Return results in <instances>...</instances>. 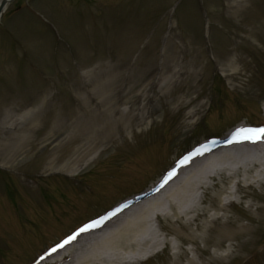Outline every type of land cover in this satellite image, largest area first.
<instances>
[{
  "label": "rangeland",
  "instance_id": "obj_1",
  "mask_svg": "<svg viewBox=\"0 0 264 264\" xmlns=\"http://www.w3.org/2000/svg\"><path fill=\"white\" fill-rule=\"evenodd\" d=\"M234 2L7 1L0 21V143L8 145L0 146V264H39L157 183L195 140L222 139L237 122H264V0H242L239 13ZM163 74L180 81L178 93L159 103ZM102 77L125 90L135 84L159 112L149 117L145 109L134 134L107 139L94 123L96 131L81 130L80 88L105 87ZM190 98L196 101L182 117L178 104ZM191 110L198 117L187 127ZM230 185L221 178L209 201L219 202ZM245 192L251 195L227 213L248 222L257 211L247 203L263 206L264 192ZM252 227L255 242L234 246L231 260L217 264H264V219ZM166 257L135 264H164Z\"/></svg>",
  "mask_w": 264,
  "mask_h": 264
},
{
  "label": "bare ground",
  "instance_id": "obj_2",
  "mask_svg": "<svg viewBox=\"0 0 264 264\" xmlns=\"http://www.w3.org/2000/svg\"><path fill=\"white\" fill-rule=\"evenodd\" d=\"M3 1L0 0V5ZM241 6L242 0H235L233 11L239 13ZM237 63L232 67L234 70H238ZM240 63V67L245 69L247 62ZM222 68L226 70L224 66ZM183 72L179 71V78ZM191 73L195 78L196 71ZM91 76L88 75V80ZM110 80L112 78L105 81L102 77L105 87L95 83L85 92L80 88L79 97L84 103L79 114L82 122L80 129L96 131L92 124L100 125L97 131L107 139L128 130L134 134V123L142 125L145 122V109L149 110V117L159 110L144 102L149 95L137 91L135 84L125 90L118 80ZM168 80L169 76L163 74L161 85H164L158 92L159 103L165 97L178 93L176 87L180 79ZM190 93L191 89H188L187 96ZM259 95L264 101V93L259 92ZM95 101L97 106L90 108ZM195 101L196 98H190L186 103H179L178 111ZM167 108L170 109V105L162 107L163 113H167ZM190 112L188 116L191 120L187 127L194 124L198 117L196 111ZM28 113L18 116V120L24 119ZM181 114L183 117V112ZM242 128L261 129L264 122H237L226 131L219 145L212 139L195 140L185 148L179 159L173 161L172 167L157 183L120 203L114 212L96 221V227L78 234L39 264H135L165 251L168 257L164 264H217L230 261L234 246L241 250L255 242L251 237L255 231L252 223L264 219V205L259 206L253 199L247 203V207L255 206L257 216L249 217L248 222L241 217L233 219L227 213L230 206L243 202L251 195L245 192L248 188H259L264 192V138L243 139L236 135ZM0 146L3 150L8 147L5 143H0ZM221 178L231 185L225 188L219 202H210L208 196L218 187ZM262 200L264 202V198ZM164 220L178 226L166 227L168 224L164 225ZM229 226L234 227V232L228 229ZM179 230L188 232V235H181ZM170 235L174 236V241L167 238ZM187 245L192 247L187 248ZM211 248L215 250L214 253Z\"/></svg>",
  "mask_w": 264,
  "mask_h": 264
},
{
  "label": "snow or ice",
  "instance_id": "obj_3",
  "mask_svg": "<svg viewBox=\"0 0 264 264\" xmlns=\"http://www.w3.org/2000/svg\"><path fill=\"white\" fill-rule=\"evenodd\" d=\"M237 136L242 137L243 139H249V140H255L264 138V128L261 129H239L236 133ZM185 162H188L187 160ZM97 226V222H93L91 225H86L85 227L80 229V232L88 231L89 228H93ZM72 239H75V237H72Z\"/></svg>",
  "mask_w": 264,
  "mask_h": 264
},
{
  "label": "water",
  "instance_id": "obj_4",
  "mask_svg": "<svg viewBox=\"0 0 264 264\" xmlns=\"http://www.w3.org/2000/svg\"><path fill=\"white\" fill-rule=\"evenodd\" d=\"M7 1H8V0H4V1L2 2V4L0 5V18H1L2 15H3L4 8H5V5H6Z\"/></svg>",
  "mask_w": 264,
  "mask_h": 264
}]
</instances>
